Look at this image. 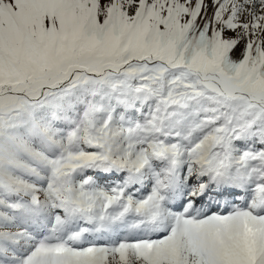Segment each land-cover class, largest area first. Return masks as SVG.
Masks as SVG:
<instances>
[{
  "label": "snow or ice",
  "instance_id": "obj_1",
  "mask_svg": "<svg viewBox=\"0 0 264 264\" xmlns=\"http://www.w3.org/2000/svg\"><path fill=\"white\" fill-rule=\"evenodd\" d=\"M0 264H264V0H0Z\"/></svg>",
  "mask_w": 264,
  "mask_h": 264
}]
</instances>
